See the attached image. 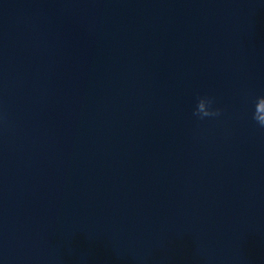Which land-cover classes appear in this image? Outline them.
<instances>
[{
  "label": "clouds",
  "instance_id": "obj_1",
  "mask_svg": "<svg viewBox=\"0 0 264 264\" xmlns=\"http://www.w3.org/2000/svg\"><path fill=\"white\" fill-rule=\"evenodd\" d=\"M214 102H215L214 98L212 97H208V96L199 97L193 115L201 120L206 117L220 116L221 110L212 107ZM252 119L261 128H264V96H258L255 98Z\"/></svg>",
  "mask_w": 264,
  "mask_h": 264
}]
</instances>
